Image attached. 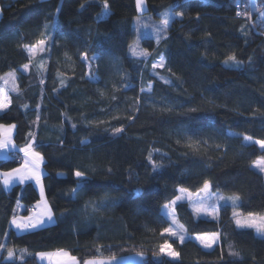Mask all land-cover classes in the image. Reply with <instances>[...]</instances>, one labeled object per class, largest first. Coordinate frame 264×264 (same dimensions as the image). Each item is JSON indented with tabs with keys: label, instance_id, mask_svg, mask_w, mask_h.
Listing matches in <instances>:
<instances>
[{
	"label": "trees",
	"instance_id": "16d2710c",
	"mask_svg": "<svg viewBox=\"0 0 264 264\" xmlns=\"http://www.w3.org/2000/svg\"><path fill=\"white\" fill-rule=\"evenodd\" d=\"M146 4L141 16L136 0H0V91L15 76L0 124L15 125L16 146L0 159V172L20 166V149L34 140L55 218L15 232L13 216L24 207L29 217L41 196L31 182L6 190L0 178V244L16 254L6 261L0 253V264H41L38 253L57 249L80 264L134 254L146 264H264V235L235 221L237 211L264 215V174L253 167L264 158L254 143L264 140V18L257 10L264 3ZM168 10L167 33L144 39L146 55L132 57L135 20L159 21ZM40 40L48 48L34 66L27 49ZM160 60L163 67H153ZM77 170L87 179L73 199ZM205 183L239 197L236 206L220 207L216 221L197 218L186 202L176 206L185 235L219 234L210 250L172 239L162 214L180 189L197 194ZM165 243L178 260L160 252Z\"/></svg>",
	"mask_w": 264,
	"mask_h": 264
},
{
	"label": "snow or ice",
	"instance_id": "6c2138e0",
	"mask_svg": "<svg viewBox=\"0 0 264 264\" xmlns=\"http://www.w3.org/2000/svg\"><path fill=\"white\" fill-rule=\"evenodd\" d=\"M144 3V0H137V7L141 10H143L142 5ZM104 8L107 9L108 5L107 3L104 4ZM259 11L260 18H264V11ZM239 15V13H237ZM169 15V13L165 12L163 14V20L161 22L162 27H154V31L157 35V40L160 38L161 32H167V26L169 24V20L172 19ZM139 23V20H138ZM141 27H148V25L140 24ZM264 26V25H262ZM39 45H44L45 41L40 40ZM32 54L35 53V49L30 50ZM133 53L135 55H146L145 52H136L135 49H133ZM86 58V54H85ZM163 58H161L162 60ZM228 60L235 62L236 57L235 55L229 56ZM227 63V61H226ZM157 65H153V67H156ZM29 65H24V68L27 69ZM10 76L14 79V73H9ZM2 79V78H0ZM43 82V81H42ZM11 104V99L8 97L7 93L0 91V111L6 110ZM194 110V109H193ZM37 120H39V117H37ZM73 127H75L73 125ZM7 128L10 132L11 129L15 128V125H2L0 124V129ZM116 132L123 131L122 128L115 129ZM245 140L251 141L252 137H244ZM11 140L8 137H5L3 139H0V149H3L7 147L9 144H11ZM255 144H258L261 149H264V140H256L254 142ZM34 140L31 143L26 144L23 148L20 149L24 153V156L26 159L23 161L21 167L13 168L9 172H0V178H3V184L7 188L11 186L13 180L19 181V183H24L25 180H34L36 184L40 185L41 194H43V184H42V172H41V166L43 164L44 158L41 155L40 152L36 151L33 148ZM15 147V145H12ZM151 159V157H150ZM255 167L259 168L261 172H264V158H261L260 160L254 162ZM75 177L77 178V187L72 189V196L73 199L79 194L80 191H83L85 187V181L86 177L85 174L82 171H75L74 172ZM210 188V185L208 183H205L201 191H207ZM181 192L186 191V189H180ZM139 192V190H137ZM179 199V197H177ZM236 199H239V197H236ZM176 201H172V204H175ZM165 208L168 207V205H164ZM95 207L93 208V211H95ZM250 221L248 223H241L240 220H237L236 223L240 227H256V230L258 234L264 235V215H259L256 213H249L248 214ZM27 223L24 222V219L18 220L15 216H13L11 220V225H14L16 229L21 231H27L30 229H36L40 226H43L45 224V219L48 222L54 223L53 214L51 212V209H48L46 213L43 215L37 216L35 219L32 217H27ZM257 220L259 221V224H257ZM165 232H167L170 236H176V233L172 231L171 228H166ZM219 234L215 233L212 236H199L197 239L204 242V246L207 248H211L213 246V243L218 238ZM179 241L183 243L184 236L180 235L178 237ZM172 245L169 243H165L160 246V252L165 253L170 257H178L179 253L171 250ZM6 252L7 255L4 257L6 261H13L16 259V254L13 248L7 247L5 244H0V253ZM41 260L48 258L51 259L53 257L57 258L58 262H63V264H79L77 258L75 256H72L69 252L63 250V249H57L54 252H40L37 254ZM230 255H239V253L232 252ZM19 259L23 260V257H19ZM115 257L113 256L111 260L115 261ZM85 264H106L104 261H86Z\"/></svg>",
	"mask_w": 264,
	"mask_h": 264
},
{
	"label": "rangeland",
	"instance_id": "374dc122",
	"mask_svg": "<svg viewBox=\"0 0 264 264\" xmlns=\"http://www.w3.org/2000/svg\"><path fill=\"white\" fill-rule=\"evenodd\" d=\"M142 8H143V10H141V9H139L137 7L138 14L141 15V16L143 14L147 13V11H148L147 4H146V0H144V3L142 5ZM262 11H264V10H262ZM166 12L169 13V15L174 18V14L172 13L171 10H168ZM0 14H1V11H0ZM145 17H146V19L144 20ZM173 18L169 20V24L167 26V31H168V29H169V27H170V25L172 23ZM138 20H139V23H138ZM162 20H163V17L159 21H157V20H155V21L153 20L152 21V20H150V18H149L148 15H145L144 17H141L140 19H136L135 20L136 21L135 22L136 23V26L138 28V30H137L138 34H137V40L134 43V45L132 47V50H131V56L132 57L140 56V55H135L133 53V49H135L136 52L143 51L142 42H143L144 39H146V38H154L155 40H157V35H156V32L154 31V27H162V24H161ZM141 23L144 24V25H148V27H141L140 26ZM166 33L165 32H161L160 33V37L163 36V35H165ZM47 48H48V46H47V44L45 42L44 45H39L38 44L35 47H31V48H28L27 49L28 50V53L30 55V58H31V65H34V66L37 65L38 66L40 63H43L44 62L43 59H45L44 56H45V52H46ZM31 49H35V53L34 54H32V52L30 51ZM155 65H157L156 66L157 68H162L163 67V61L160 60ZM28 69L29 68L24 69V70L26 71ZM4 82H6L5 83L6 84L5 86L7 87V89L2 90V91L5 92V93H7L8 97H9V91L10 90H13L14 87H15V85H14V79H13L12 76H9V78H7ZM3 111H0V113L3 112ZM14 134H15V128L14 129H11L10 132L8 131L7 128L1 129V137H0V139H3L5 137H8V138H10V140L12 142L7 147H5L3 149H0V157H1V159H8L10 157L11 149L12 148L13 149L16 148V146L15 147L12 146V145H15L14 144V141H13ZM25 159H26V157L24 156V153H23V161ZM43 164H44V161H43ZM43 164L41 166L42 179H43V176H44ZM21 165L18 166V167H21ZM253 167L256 170H258L259 172H261L259 168L255 167V165ZM261 173L264 174V172H261ZM30 181H33V180H30ZM28 182H29V180H25L24 183H19V181L13 180L11 186H9L7 188H8V190H10L15 185H18V184L19 185H25ZM42 184H43V182H42ZM40 193H41V189H40ZM42 195L45 196L44 195V187H43V194ZM175 201H176L175 204H172L171 203L170 205H168L167 208L164 207L162 209V214L170 222L169 228H171L172 231L176 233V236H171V238L179 241L178 237L180 235H183L184 236L183 243L186 242V241H188V240H193V241H195L196 243H198L199 245H201L203 248H205L207 250H210V249L214 248V246L218 243L219 236L215 240V242L213 243V246L211 248H207V247L204 246V242H202L201 240L197 239V237H199V236H212L213 234L196 235V236H188V235H185L184 234V228L180 224V222L178 220V217L176 215V212H175L176 206L178 204H180V203L186 202V203L189 204L191 210L193 211V213L195 214V216L197 218H202V219L216 221V220L219 219V210H220V207L221 206H223V205L236 206L238 204V200L237 199L223 197V196H221L219 194L213 193L210 190V188L207 191H201V192H199L197 194H193V193H191V192H189L187 190L184 191V192H181L180 191L179 192V199H176ZM29 217H31V215H29ZM237 220H240L241 223H248L250 221V218H249V216H244V215L240 214L237 211L236 214H235V221H237ZM52 224H55V220H54V223H52ZM52 224H50V225H52ZM257 224H259V221L258 220H257ZM237 226L240 229H251V230H254V231L257 232L256 227H240L238 224H237ZM166 234H168V233L166 232ZM257 235L263 236V235L258 234V232H257ZM171 250H173V249H171ZM164 254L167 257H169L170 259H172V260H178V257H170V256H168L166 254V252ZM38 259H39V262L41 264H49V262H51V261H52L53 264H63V262H58L57 258H55V257H53L51 259L45 258V259L41 260L39 258V256H38Z\"/></svg>",
	"mask_w": 264,
	"mask_h": 264
},
{
	"label": "crops",
	"instance_id": "0c3cea01",
	"mask_svg": "<svg viewBox=\"0 0 264 264\" xmlns=\"http://www.w3.org/2000/svg\"><path fill=\"white\" fill-rule=\"evenodd\" d=\"M252 1L255 2V0H252ZM12 150H15V149L12 148L11 151H12ZM0 159H1V157H0ZM2 179H3V178H2ZM29 182H31V183H33V184L35 185L36 189L38 190V192H39V194H40V196H41V201L36 205L37 212H36L33 216H31L33 219H35L37 216H40V215H43L44 213H46L47 210L50 209V208H49V206H48V203H47V200H46L45 196H43V195L40 193V188H39L40 186H39L38 184H36V182H35L34 180H33V181H30V180H29ZM29 182H28V183H29ZM4 188H5L6 190H8V188H6L5 186H4ZM23 211H24V207H20V209H19V215H18L16 218H17L18 220H20V219L23 218V219H24V222L27 223V222H28L27 219H26L27 216L22 215ZM52 214H53V213H52ZM53 219L55 220L54 215H53ZM50 224H52V222H48V221L45 219V224H44L43 226H40V227L36 228V229H30V230H27V231H21V230L16 229L14 225H11V228H12L15 232H17L18 234H19V233L22 234V233H27V232H29V231H34V230L41 229V228H43V227H45V226H48V225H50ZM49 264H53L52 261L49 262Z\"/></svg>",
	"mask_w": 264,
	"mask_h": 264
},
{
	"label": "water",
	"instance_id": "95a60500",
	"mask_svg": "<svg viewBox=\"0 0 264 264\" xmlns=\"http://www.w3.org/2000/svg\"><path fill=\"white\" fill-rule=\"evenodd\" d=\"M262 2L264 3V0ZM92 261H104L106 264H146V257L140 254H134L116 258L115 261L111 259H94Z\"/></svg>",
	"mask_w": 264,
	"mask_h": 264
},
{
	"label": "built area",
	"instance_id": "2783aa9c",
	"mask_svg": "<svg viewBox=\"0 0 264 264\" xmlns=\"http://www.w3.org/2000/svg\"><path fill=\"white\" fill-rule=\"evenodd\" d=\"M30 215L33 216L37 212L36 206L29 207Z\"/></svg>",
	"mask_w": 264,
	"mask_h": 264
}]
</instances>
